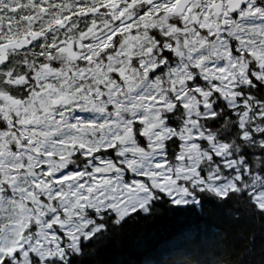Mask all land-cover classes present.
Returning a JSON list of instances; mask_svg holds the SVG:
<instances>
[{
  "label": "snow or ice",
  "instance_id": "6c2138e0",
  "mask_svg": "<svg viewBox=\"0 0 264 264\" xmlns=\"http://www.w3.org/2000/svg\"><path fill=\"white\" fill-rule=\"evenodd\" d=\"M0 264H264V0H0Z\"/></svg>",
  "mask_w": 264,
  "mask_h": 264
},
{
  "label": "trees",
  "instance_id": "16d2710c",
  "mask_svg": "<svg viewBox=\"0 0 264 264\" xmlns=\"http://www.w3.org/2000/svg\"><path fill=\"white\" fill-rule=\"evenodd\" d=\"M173 227H175L174 222L162 219L155 223L141 225L138 229V233L147 234V238L142 241V243L147 246L152 242L153 237L161 236L170 231Z\"/></svg>",
  "mask_w": 264,
  "mask_h": 264
}]
</instances>
